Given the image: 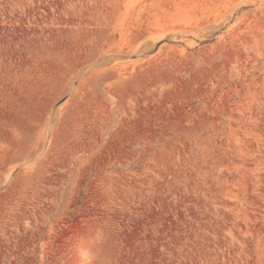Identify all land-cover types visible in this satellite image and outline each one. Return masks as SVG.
Instances as JSON below:
<instances>
[{"label":"rangeland","instance_id":"obj_1","mask_svg":"<svg viewBox=\"0 0 264 264\" xmlns=\"http://www.w3.org/2000/svg\"><path fill=\"white\" fill-rule=\"evenodd\" d=\"M0 264H264V0H0Z\"/></svg>","mask_w":264,"mask_h":264}]
</instances>
